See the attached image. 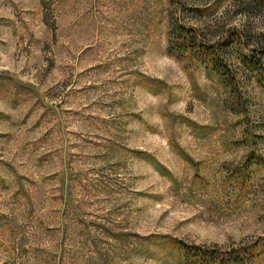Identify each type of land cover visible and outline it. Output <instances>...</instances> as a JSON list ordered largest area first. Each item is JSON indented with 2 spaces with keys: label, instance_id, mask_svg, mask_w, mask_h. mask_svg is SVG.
<instances>
[{
  "label": "rangeland",
  "instance_id": "rangeland-1",
  "mask_svg": "<svg viewBox=\"0 0 264 264\" xmlns=\"http://www.w3.org/2000/svg\"><path fill=\"white\" fill-rule=\"evenodd\" d=\"M172 18L264 34V0H0V264H264V92L168 53Z\"/></svg>",
  "mask_w": 264,
  "mask_h": 264
},
{
  "label": "trees",
  "instance_id": "trees-1",
  "mask_svg": "<svg viewBox=\"0 0 264 264\" xmlns=\"http://www.w3.org/2000/svg\"><path fill=\"white\" fill-rule=\"evenodd\" d=\"M213 6L214 3H211L203 8L196 7L192 11L201 15L210 11ZM233 29L235 30L227 29L224 34H219L217 39H209L200 30L189 29L178 19L172 18L169 25L171 38L168 53H193L209 72L214 73L219 81L230 88L236 83V70L232 64L234 59L264 92V34L253 33L244 27ZM172 241L179 253L177 264H252L259 253L258 244L218 249L183 244L176 239Z\"/></svg>",
  "mask_w": 264,
  "mask_h": 264
}]
</instances>
